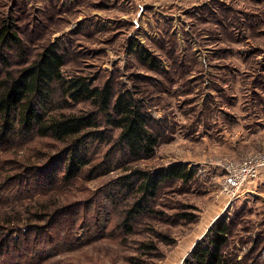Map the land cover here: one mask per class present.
I'll return each mask as SVG.
<instances>
[{
    "label": "rangeland",
    "instance_id": "1",
    "mask_svg": "<svg viewBox=\"0 0 264 264\" xmlns=\"http://www.w3.org/2000/svg\"><path fill=\"white\" fill-rule=\"evenodd\" d=\"M7 20L22 43L6 50L13 70L56 43L66 78L131 91L159 144L131 160L102 118L90 164L66 181L53 140L0 147V216L14 222L4 238L41 241V264H183L228 216L238 258L264 264V172L231 199L222 169L264 151V0H0ZM172 165L185 180H163L135 208L139 173Z\"/></svg>",
    "mask_w": 264,
    "mask_h": 264
},
{
    "label": "trees",
    "instance_id": "2",
    "mask_svg": "<svg viewBox=\"0 0 264 264\" xmlns=\"http://www.w3.org/2000/svg\"><path fill=\"white\" fill-rule=\"evenodd\" d=\"M21 44L12 23L5 21L0 28V64L6 67L0 76L1 148L18 147L34 136L51 139L66 156L62 180H70L90 164L89 143L101 135L103 118L106 124L119 130L116 143L128 158L142 160L154 155L158 136L150 127L149 115L131 91L115 95L110 82L93 87L85 77L66 78L62 73L65 57L56 43L46 46L30 63L13 70L6 50L11 46L20 48ZM70 102H88L93 110L67 112ZM182 169L181 165H172L157 173L140 172L135 208H143L147 200L155 197L163 180H185ZM13 224L0 216V264H41L43 257L36 258L41 241H33L29 236H24L23 241L4 238L5 233H12ZM234 227L230 217H218L183 264H248L238 258Z\"/></svg>",
    "mask_w": 264,
    "mask_h": 264
},
{
    "label": "built area",
    "instance_id": "3",
    "mask_svg": "<svg viewBox=\"0 0 264 264\" xmlns=\"http://www.w3.org/2000/svg\"><path fill=\"white\" fill-rule=\"evenodd\" d=\"M223 192L226 196L235 198L242 187L256 179L264 172V151L255 153L241 160L224 161Z\"/></svg>",
    "mask_w": 264,
    "mask_h": 264
},
{
    "label": "crops",
    "instance_id": "4",
    "mask_svg": "<svg viewBox=\"0 0 264 264\" xmlns=\"http://www.w3.org/2000/svg\"><path fill=\"white\" fill-rule=\"evenodd\" d=\"M259 180H260V184H264V173H262Z\"/></svg>",
    "mask_w": 264,
    "mask_h": 264
},
{
    "label": "water",
    "instance_id": "5",
    "mask_svg": "<svg viewBox=\"0 0 264 264\" xmlns=\"http://www.w3.org/2000/svg\"><path fill=\"white\" fill-rule=\"evenodd\" d=\"M197 242H198V241H197ZM197 242H196V243H197ZM196 243H195V244H196ZM195 244H194V245H195ZM193 247H194V246H193ZM193 247H192V249H193ZM192 249H191V250H192Z\"/></svg>",
    "mask_w": 264,
    "mask_h": 264
}]
</instances>
